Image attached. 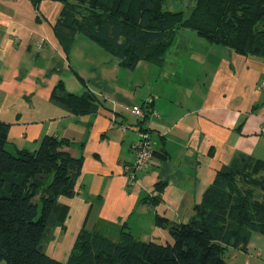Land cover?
<instances>
[{"label":"crops","instance_id":"0c3cea01","mask_svg":"<svg viewBox=\"0 0 264 264\" xmlns=\"http://www.w3.org/2000/svg\"><path fill=\"white\" fill-rule=\"evenodd\" d=\"M61 10L59 0H0V122L9 125L7 148L35 150L53 135L68 139L64 149L83 159L76 193L60 197L68 217L52 229L45 249L62 260L83 227L115 240L124 225L142 240L171 236L158 216L187 222L223 165L238 154L263 158L264 56L185 28L161 63L142 59L131 69L85 36L65 47L54 29ZM57 90L89 91L100 105L76 112L74 98L54 99ZM148 98L159 112L148 119L157 153L132 184L125 167L134 160L139 120L126 106ZM156 195L159 200L148 201ZM260 247L264 238L251 236L247 249H239L246 263Z\"/></svg>","mask_w":264,"mask_h":264},{"label":"trees","instance_id":"16d2710c","mask_svg":"<svg viewBox=\"0 0 264 264\" xmlns=\"http://www.w3.org/2000/svg\"><path fill=\"white\" fill-rule=\"evenodd\" d=\"M59 1L62 10L54 29L65 47L85 36L131 69L142 59L161 63L185 28L240 53L264 56V0H189L193 9L188 15L166 8L164 0ZM53 97L62 104L74 98L76 112L95 111L100 105L89 91L77 95L57 90ZM152 103L141 105V122L154 116ZM8 130L0 122V264H227L230 248L246 250L253 232L264 234V201L250 209V195L241 193L236 181L264 172V157L238 154L217 171L187 222L158 216L157 224L168 228L173 242L142 240L126 225L117 240L83 227L68 256L56 259L45 245L53 238L52 229L65 224L69 206L60 197L76 193L83 159L64 149L68 139L53 135L43 136L35 150L12 151L7 148ZM261 176L259 184L264 185ZM157 186L163 188V183Z\"/></svg>","mask_w":264,"mask_h":264},{"label":"rangeland","instance_id":"374dc122","mask_svg":"<svg viewBox=\"0 0 264 264\" xmlns=\"http://www.w3.org/2000/svg\"><path fill=\"white\" fill-rule=\"evenodd\" d=\"M164 5L166 8H169V9L184 10L186 15H188L190 13L191 9H193V3L189 0H164ZM199 16H200L199 18L201 20H204L200 13H199ZM188 32L191 34V36H192V34H199L197 31L192 30V29H188ZM206 40H208V39H206ZM153 159H154V157H153ZM262 174H264V172L257 173L256 175L253 174V176H251L252 177L251 180H249V179L243 180L242 178L240 179L239 177H237V179H236L237 184L239 186V191L243 194H246L247 196L250 195V198H248L250 209L253 208V206L255 204H260L262 201H264V194H263L264 185L259 184L260 181L262 183V179H261ZM263 180H264V178H263ZM226 185H227V183L225 182V180L222 179V181L220 183V188L224 189L226 187ZM251 236H262V238H264V234H262L260 232H253ZM143 237L144 236H142V238ZM154 240H156L160 243H168V242L171 243V242H173V237H171L170 235H167V236H161L160 235L159 237L155 238ZM260 249H261V251L259 254H257L254 251L251 252L250 256H249L250 259L246 263L245 253L241 252L239 249L230 248L228 253L225 256L227 264H243L244 262L246 264H264V247H260ZM53 251H54V249H53ZM69 251H70V248H68L66 250V252L62 256V259H65L68 256ZM237 253H239V256L235 259L234 257H235V254H237Z\"/></svg>","mask_w":264,"mask_h":264},{"label":"built area","instance_id":"2783aa9c","mask_svg":"<svg viewBox=\"0 0 264 264\" xmlns=\"http://www.w3.org/2000/svg\"><path fill=\"white\" fill-rule=\"evenodd\" d=\"M152 99L148 98L146 102H151ZM126 109L134 113L138 119L139 123L136 126L138 138L132 143L131 148L134 152V160L131 164H127L125 171L130 174V182L133 184L137 180V173L139 171H145L151 168L153 165L154 157V131L149 129V122H141L145 117V111L141 105L130 104L126 106ZM153 112V115H159L156 109H149ZM145 122V123H144ZM145 127V128H144ZM149 127V128H146ZM261 131L264 132V124L262 125Z\"/></svg>","mask_w":264,"mask_h":264}]
</instances>
